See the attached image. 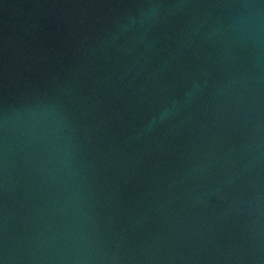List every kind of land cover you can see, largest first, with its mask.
<instances>
[{"label": "water", "instance_id": "95a60500", "mask_svg": "<svg viewBox=\"0 0 264 264\" xmlns=\"http://www.w3.org/2000/svg\"><path fill=\"white\" fill-rule=\"evenodd\" d=\"M0 264H264V0H0Z\"/></svg>", "mask_w": 264, "mask_h": 264}]
</instances>
